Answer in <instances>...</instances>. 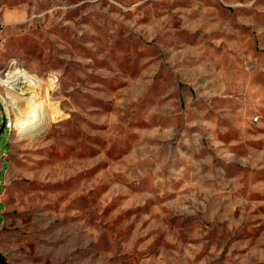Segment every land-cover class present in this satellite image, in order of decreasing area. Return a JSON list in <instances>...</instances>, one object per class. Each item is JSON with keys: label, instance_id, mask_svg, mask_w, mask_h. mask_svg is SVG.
I'll list each match as a JSON object with an SVG mask.
<instances>
[{"label": "rangeland", "instance_id": "374dc122", "mask_svg": "<svg viewBox=\"0 0 264 264\" xmlns=\"http://www.w3.org/2000/svg\"><path fill=\"white\" fill-rule=\"evenodd\" d=\"M0 20V70L40 83L9 94L11 131L0 105L7 264H264V0H0Z\"/></svg>", "mask_w": 264, "mask_h": 264}, {"label": "bare ground", "instance_id": "6f19581e", "mask_svg": "<svg viewBox=\"0 0 264 264\" xmlns=\"http://www.w3.org/2000/svg\"><path fill=\"white\" fill-rule=\"evenodd\" d=\"M3 50L0 51V53ZM21 72V77H26V88H33V85H35V88L38 87L39 84L36 82L38 79L30 75L26 72ZM0 87L2 92H9V83H2V80L0 79ZM33 91V90H32ZM24 93H27L24 91ZM35 97V96H33ZM34 103V106H31V104ZM39 103L32 102L29 103L26 107L23 108L22 112L17 116V125L18 123H21L19 125V129L21 130V134L25 133L27 136H32V135H38L40 132L45 130V126L47 125L45 121V113H44V108L41 105H37ZM44 120V121H43ZM12 122L11 119L9 118V126L8 129L11 131L12 130Z\"/></svg>", "mask_w": 264, "mask_h": 264}, {"label": "built area", "instance_id": "2783aa9c", "mask_svg": "<svg viewBox=\"0 0 264 264\" xmlns=\"http://www.w3.org/2000/svg\"><path fill=\"white\" fill-rule=\"evenodd\" d=\"M5 25L6 23L0 20V51L6 49V40H5ZM13 66V67H12ZM6 73L0 70V79L2 83H9V92H2L0 87V105L2 106V115L4 116V121L2 122V130L8 129L9 126V118L10 113L5 105L11 103V97L9 94L15 93L17 90H26L30 91L35 89V85L33 88H26V77H21V72L18 66L15 64L10 66ZM25 72L24 70H22ZM39 83V80L36 82ZM39 86V85H38ZM2 135V131H0V136ZM1 193V189H0Z\"/></svg>", "mask_w": 264, "mask_h": 264}, {"label": "trees", "instance_id": "16d2710c", "mask_svg": "<svg viewBox=\"0 0 264 264\" xmlns=\"http://www.w3.org/2000/svg\"><path fill=\"white\" fill-rule=\"evenodd\" d=\"M0 264H7L4 260H3V258L0 256Z\"/></svg>", "mask_w": 264, "mask_h": 264}]
</instances>
